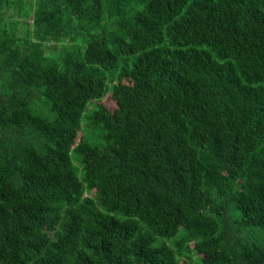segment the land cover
<instances>
[{
    "label": "trees",
    "instance_id": "trees-1",
    "mask_svg": "<svg viewBox=\"0 0 264 264\" xmlns=\"http://www.w3.org/2000/svg\"><path fill=\"white\" fill-rule=\"evenodd\" d=\"M0 264H264V0H0Z\"/></svg>",
    "mask_w": 264,
    "mask_h": 264
},
{
    "label": "rangeland",
    "instance_id": "rangeland-1",
    "mask_svg": "<svg viewBox=\"0 0 264 264\" xmlns=\"http://www.w3.org/2000/svg\"><path fill=\"white\" fill-rule=\"evenodd\" d=\"M32 1V0H30ZM29 6V4L27 5ZM14 18H18V15L16 13L13 14ZM20 19V22L17 26V34L18 35H22L24 34V30H25V24L24 18H18ZM9 20V19H8ZM100 102L104 103L107 107L109 108H114L115 103L114 100L112 99L111 94H107L106 96H104L102 99H99ZM96 105V100H89L87 103V109L84 111V115L82 117V125H81V131H79V136H81L82 134H87L88 136H90L92 138V143H95L97 145L103 144L104 140L102 138H99V134L100 131L97 130H92L93 128L88 127V123L86 120V116H88L92 109L94 108V106ZM74 165L76 167V170L78 171L79 176H81V172H82V166H80L79 164H76L74 162ZM177 238V236H173V237H158L155 241V244H159V243H167V244H172V242ZM195 260V258H194Z\"/></svg>",
    "mask_w": 264,
    "mask_h": 264
}]
</instances>
